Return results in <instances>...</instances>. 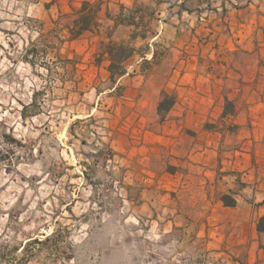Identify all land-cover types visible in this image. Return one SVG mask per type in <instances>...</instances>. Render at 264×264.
Listing matches in <instances>:
<instances>
[{
    "label": "rangeland",
    "instance_id": "obj_1",
    "mask_svg": "<svg viewBox=\"0 0 264 264\" xmlns=\"http://www.w3.org/2000/svg\"><path fill=\"white\" fill-rule=\"evenodd\" d=\"M263 114L264 0H0V264H264Z\"/></svg>",
    "mask_w": 264,
    "mask_h": 264
},
{
    "label": "trees",
    "instance_id": "obj_2",
    "mask_svg": "<svg viewBox=\"0 0 264 264\" xmlns=\"http://www.w3.org/2000/svg\"><path fill=\"white\" fill-rule=\"evenodd\" d=\"M84 11H86V13L75 19L73 21V26L69 28V32L73 37H78L83 32L92 30L94 27L98 26V10L91 9L90 4L88 2H84L80 12ZM119 23L129 26L134 25L130 21H121ZM138 37H140L141 39H145L144 35L139 36L136 33H133L130 37V40H136ZM133 52L134 49L126 47L124 42L108 43L106 47V54L109 60L107 71L109 72L110 78L112 80H115L116 77H120L125 73V70L122 68V63L131 58ZM256 229L260 233L264 232V216L261 217L257 222Z\"/></svg>",
    "mask_w": 264,
    "mask_h": 264
},
{
    "label": "crops",
    "instance_id": "obj_3",
    "mask_svg": "<svg viewBox=\"0 0 264 264\" xmlns=\"http://www.w3.org/2000/svg\"><path fill=\"white\" fill-rule=\"evenodd\" d=\"M260 119L262 120V123H263V125H264V114H263V116L260 117ZM259 126L261 127L262 125L259 124Z\"/></svg>",
    "mask_w": 264,
    "mask_h": 264
}]
</instances>
